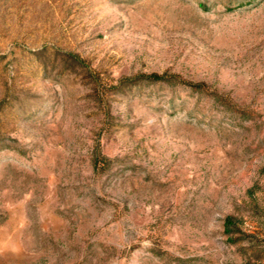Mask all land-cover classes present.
I'll return each mask as SVG.
<instances>
[{
    "label": "rangeland",
    "instance_id": "374dc122",
    "mask_svg": "<svg viewBox=\"0 0 264 264\" xmlns=\"http://www.w3.org/2000/svg\"><path fill=\"white\" fill-rule=\"evenodd\" d=\"M0 264H264V0H0Z\"/></svg>",
    "mask_w": 264,
    "mask_h": 264
},
{
    "label": "trees",
    "instance_id": "16d2710c",
    "mask_svg": "<svg viewBox=\"0 0 264 264\" xmlns=\"http://www.w3.org/2000/svg\"><path fill=\"white\" fill-rule=\"evenodd\" d=\"M169 77H172V76H167L166 74H158V73H153V74H150V75H138V76H135V77H132V78H122L120 80V87H134L138 81L141 79V78H148V79H151V80H160V79H167ZM194 87H197L201 84H192ZM230 221V219H229ZM230 222L227 223V225H229Z\"/></svg>",
    "mask_w": 264,
    "mask_h": 264
}]
</instances>
